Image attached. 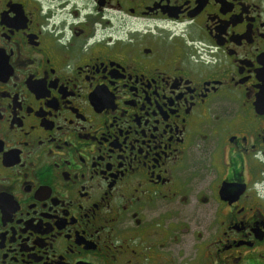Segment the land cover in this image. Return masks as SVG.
<instances>
[{
  "label": "flooded vegetation",
  "instance_id": "flooded-vegetation-1",
  "mask_svg": "<svg viewBox=\"0 0 264 264\" xmlns=\"http://www.w3.org/2000/svg\"><path fill=\"white\" fill-rule=\"evenodd\" d=\"M264 0H0V264H264Z\"/></svg>",
  "mask_w": 264,
  "mask_h": 264
},
{
  "label": "water",
  "instance_id": "water-1",
  "mask_svg": "<svg viewBox=\"0 0 264 264\" xmlns=\"http://www.w3.org/2000/svg\"><path fill=\"white\" fill-rule=\"evenodd\" d=\"M256 105L258 108H264V93L260 92L257 96Z\"/></svg>",
  "mask_w": 264,
  "mask_h": 264
}]
</instances>
